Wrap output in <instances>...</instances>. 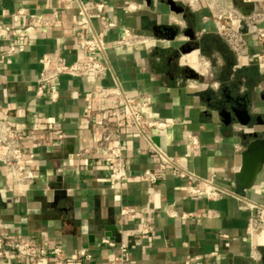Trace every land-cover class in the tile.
Masks as SVG:
<instances>
[{
  "label": "crops",
  "instance_id": "crops-1",
  "mask_svg": "<svg viewBox=\"0 0 264 264\" xmlns=\"http://www.w3.org/2000/svg\"><path fill=\"white\" fill-rule=\"evenodd\" d=\"M104 2L107 17L116 29L102 31L92 16L94 31L107 43L105 61L109 71L100 80L60 78L47 94L52 103L35 97L40 58L59 54L66 63L84 57L77 43L88 36L85 28L74 30L77 7L65 8L56 0H0V23L21 27L27 16H42L51 28L39 30L20 53L0 65V111L11 116L29 153V167L36 178L25 196H18L0 164V220L7 235L37 245L55 246L71 264H264V229L254 238L258 259L250 257L245 237L249 213L240 201L225 197L205 200L190 195L199 180L214 179L234 191V174L240 167L246 130L232 117H220L224 107L245 110L250 130L264 123V65L260 48L251 34L244 55L237 57L216 32V7L229 10L244 3L252 14L264 11L260 0H80ZM129 4L138 6L126 12ZM171 7L182 9L176 14ZM264 27V23L261 24ZM153 39L132 48L117 46L121 29ZM8 41H0V52ZM208 63V65H207ZM198 75L193 79L192 74ZM119 86L134 106L149 119L171 123L166 129L147 130L146 136L196 180L179 179L162 170L147 151L136 130L117 126L110 116V101L99 97L100 89ZM87 104L92 107L84 114ZM119 137L128 166V181L120 191L110 189L103 150L99 144L104 122ZM64 133L58 141L51 125ZM196 138L193 149L187 136ZM40 143L39 146L37 144ZM89 151L83 159L77 154ZM1 153V149H0ZM156 178L151 184L145 173ZM264 171L244 198L262 204ZM241 198V197H240ZM123 209L134 212L121 217ZM173 215V216H172ZM182 215H190L183 219ZM143 223L151 233L143 235ZM103 240L112 242L109 247ZM120 244L129 247L128 261L115 258ZM86 249L89 260L78 259ZM5 264H29L11 259Z\"/></svg>",
  "mask_w": 264,
  "mask_h": 264
},
{
  "label": "built area",
  "instance_id": "built-area-1",
  "mask_svg": "<svg viewBox=\"0 0 264 264\" xmlns=\"http://www.w3.org/2000/svg\"><path fill=\"white\" fill-rule=\"evenodd\" d=\"M65 8L76 5L77 21L74 24V30L85 28L88 36L82 38L77 43V49L84 54V57L72 63H66L59 54H45L40 60V71L35 81V97L46 98L54 103L58 99L57 93L47 94V89L54 86L62 77L86 78L92 77L100 81L109 71V66L104 60L107 50V43L94 31L91 25V17L99 20L102 31L116 29L117 25L106 15L107 6L104 2H81L80 0H56ZM264 8V0H260ZM126 12L132 13L138 9L137 5L129 4L125 7ZM21 16H27V23L21 27H11L0 23V41H8L7 49L0 52V65L6 60L17 56L25 42L33 34L45 28H51L52 23L42 16L30 15L26 10L18 12ZM213 23L217 34L225 40L230 49L237 57L243 56L247 47V41L239 33L241 24L244 23L247 34L255 38V43L260 48V54L264 65V11L255 13L244 18L236 9L224 10L216 7L213 14ZM120 39L117 46L123 48H132L138 45H144L153 42V39L133 34L130 30L122 28ZM208 65V63H207ZM4 80L0 72V83ZM98 95L101 99L110 101L112 111L110 116L117 126V130L122 127H130L143 136L147 145V151L153 155L160 163L162 170L170 171L171 175L179 179L196 180L195 176L181 168L175 159L163 150H161L150 137L146 136L147 130L166 129L171 123L147 118L142 109L146 103L134 106L132 100L128 98L119 86L109 89H100ZM92 112V107L87 104L84 108V114L87 116ZM109 117L104 122L105 133L99 144L103 150V159L108 172V184L110 189L120 191L128 181V166L124 152L119 146V137L108 126ZM51 131L57 133L58 141L64 139V133L60 125L54 123L51 125ZM22 134L15 127L11 116H7L0 111V164L4 172L16 191L18 196H25L33 185L36 175L29 167V153L21 142ZM190 146L193 149L198 148V142L195 137L188 135ZM40 143L37 144L39 146ZM89 151H83L77 154V157L83 159ZM151 184L156 183V178L149 172L145 173ZM200 187L191 188L190 195L205 200H220L225 197L236 198L240 201V209L249 213L247 225L245 228V237L250 246V257L253 260L258 259L257 248L254 245V238L264 229V186L261 189L263 203L257 204L240 198L234 191L218 186L214 179L199 180ZM133 209H123L120 212L121 217L133 213ZM173 216V215H172ZM190 215H182L185 219ZM151 227L148 223H143L141 233L147 235L151 233ZM103 244L109 247H116L112 242L103 240ZM119 254L116 261L125 262L129 258V247L127 244H120L117 247ZM78 259L89 260L90 255L86 249H81L78 253ZM17 258L26 260L29 264H71L64 259L63 252L55 246L37 245L31 242H24L7 235L6 227L0 220V264L8 263L11 259Z\"/></svg>",
  "mask_w": 264,
  "mask_h": 264
},
{
  "label": "water",
  "instance_id": "water-1",
  "mask_svg": "<svg viewBox=\"0 0 264 264\" xmlns=\"http://www.w3.org/2000/svg\"><path fill=\"white\" fill-rule=\"evenodd\" d=\"M236 7L244 18L252 14V5L245 7L244 3H240ZM171 11L176 14L183 12L182 9L174 7H171ZM239 33L246 35L247 29L244 23L241 24ZM191 74L193 79L199 78L197 74ZM219 115L225 119V123L231 122L234 117L238 124L246 130L241 136L244 141V149L240 153V167L233 176L235 195L245 198L246 193L254 188L258 176L264 171V123H260L259 131L250 130L251 117L245 110H239L232 106L221 109Z\"/></svg>",
  "mask_w": 264,
  "mask_h": 264
}]
</instances>
